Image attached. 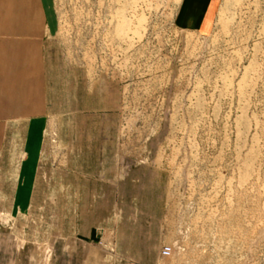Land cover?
<instances>
[{"label": "rangeland", "instance_id": "1", "mask_svg": "<svg viewBox=\"0 0 264 264\" xmlns=\"http://www.w3.org/2000/svg\"><path fill=\"white\" fill-rule=\"evenodd\" d=\"M185 1L46 0L49 108L0 164V264H264V0L201 28Z\"/></svg>", "mask_w": 264, "mask_h": 264}, {"label": "crops", "instance_id": "2", "mask_svg": "<svg viewBox=\"0 0 264 264\" xmlns=\"http://www.w3.org/2000/svg\"><path fill=\"white\" fill-rule=\"evenodd\" d=\"M211 1L186 0L183 18L203 27ZM48 34L46 0H0V164L17 140L36 138L48 113L44 73Z\"/></svg>", "mask_w": 264, "mask_h": 264}, {"label": "built area", "instance_id": "3", "mask_svg": "<svg viewBox=\"0 0 264 264\" xmlns=\"http://www.w3.org/2000/svg\"><path fill=\"white\" fill-rule=\"evenodd\" d=\"M162 252L164 255H170L172 253V247L170 244H165L163 247H162Z\"/></svg>", "mask_w": 264, "mask_h": 264}, {"label": "bare ground", "instance_id": "4", "mask_svg": "<svg viewBox=\"0 0 264 264\" xmlns=\"http://www.w3.org/2000/svg\"><path fill=\"white\" fill-rule=\"evenodd\" d=\"M172 247V246H171ZM162 254H163V252H162ZM164 255V254H163ZM164 256H168V255H164Z\"/></svg>", "mask_w": 264, "mask_h": 264}]
</instances>
